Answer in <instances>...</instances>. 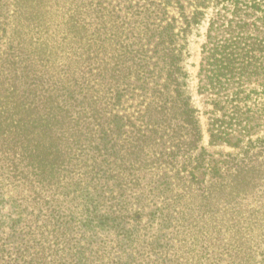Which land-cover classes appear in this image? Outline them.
I'll use <instances>...</instances> for the list:
<instances>
[{
  "label": "rangeland",
  "instance_id": "obj_1",
  "mask_svg": "<svg viewBox=\"0 0 264 264\" xmlns=\"http://www.w3.org/2000/svg\"><path fill=\"white\" fill-rule=\"evenodd\" d=\"M161 4L0 0V264H264V0Z\"/></svg>",
  "mask_w": 264,
  "mask_h": 264
},
{
  "label": "trees",
  "instance_id": "obj_2",
  "mask_svg": "<svg viewBox=\"0 0 264 264\" xmlns=\"http://www.w3.org/2000/svg\"><path fill=\"white\" fill-rule=\"evenodd\" d=\"M218 1L220 2V1H224V0H218ZM193 2L195 4V5H193L194 9L190 12H187V6H185L184 0H162L161 5L164 6L166 4H171V3L177 4L179 6L178 8L181 10V13L183 14V20H185V24H186V27L184 30H186V28H188L191 25V23H194V22L197 23L198 17L200 15L204 14L203 9L206 8L205 0H193ZM252 6H254L258 9L261 8V7H259L260 4H257L256 2H254ZM217 24H218L217 20H215V19L210 20V26H209V30H208V38L211 39L212 38V31L217 30L219 28V25L217 26ZM171 28L173 29L174 26L171 25L170 23L167 26L162 25L160 27V29H157L156 32H154V34L152 35V36H155L157 34V38L159 40L158 45L168 43V46L172 47V51H175V55L174 54L170 55V56L168 55L167 57H169V59H168V61H165L166 65H165L164 69H165V71H167V79H165V81L167 80V83L165 85L163 84V88H165V89L167 87L172 86L173 84L176 85L178 83L177 74L182 73V68H183V66L181 65L182 51H181V48L178 45H176V41L174 38L178 34L175 33L174 30H170ZM211 43L213 45L210 48L207 47V45L204 46L203 53H205V56L203 57V60L201 63V72L200 73L201 74L205 73L206 76L208 78H210V81H212V82L217 81L218 83H221L222 77L225 76V74H226L224 71L226 69L228 70L229 66L224 67L222 64L218 66V64H219L218 62L224 61L223 60L224 55H226V54H228V55L237 54L238 55V52H234L235 50H233L230 53H228V52L226 53V45H220V43L216 42V41H213V42L211 41ZM238 48H239V46H238ZM153 52H157V49H154ZM206 53H207V55H206ZM213 65H217V67H218L217 70L214 69ZM235 69H236L235 67H232V69L230 70V73H231L230 77L235 75V71H234ZM177 88H178V84H177ZM241 92H244V91H241ZM239 93L240 92H238V94ZM165 100L168 101L167 99H165ZM166 101H165V103H166ZM28 109H32V103H29ZM36 109L37 108L35 107L32 110H36ZM187 110H189V108H187ZM34 112L35 111L30 112L29 115L31 117V120H34V123H35V122H38L41 120V116L36 115L38 113H34ZM34 123L29 121L27 124L33 126ZM35 125L37 126L38 124L36 123Z\"/></svg>",
  "mask_w": 264,
  "mask_h": 264
}]
</instances>
